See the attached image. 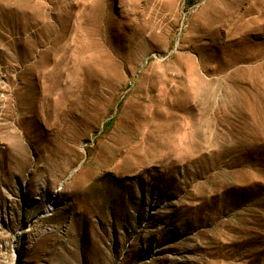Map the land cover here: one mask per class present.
Listing matches in <instances>:
<instances>
[{"label":"rangeland","instance_id":"rangeland-1","mask_svg":"<svg viewBox=\"0 0 264 264\" xmlns=\"http://www.w3.org/2000/svg\"><path fill=\"white\" fill-rule=\"evenodd\" d=\"M0 264H264V0H0Z\"/></svg>","mask_w":264,"mask_h":264},{"label":"bare ground","instance_id":"bare-ground-1","mask_svg":"<svg viewBox=\"0 0 264 264\" xmlns=\"http://www.w3.org/2000/svg\"><path fill=\"white\" fill-rule=\"evenodd\" d=\"M49 214H51V213H49Z\"/></svg>","mask_w":264,"mask_h":264}]
</instances>
